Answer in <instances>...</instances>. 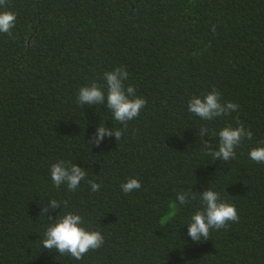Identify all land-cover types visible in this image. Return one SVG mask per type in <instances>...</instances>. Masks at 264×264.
<instances>
[{
  "label": "trees",
  "instance_id": "1",
  "mask_svg": "<svg viewBox=\"0 0 264 264\" xmlns=\"http://www.w3.org/2000/svg\"><path fill=\"white\" fill-rule=\"evenodd\" d=\"M4 10L16 22L0 33V264H264V163L248 155L264 142V0H7ZM118 66L147 103L120 141L96 146L100 123L124 125L77 93ZM213 86L240 107L202 120L187 102ZM237 120L253 139L227 162L207 155L200 129L215 150L212 133ZM58 160L86 170L76 191L52 183ZM128 177L142 187L124 193ZM209 187L239 221L193 242L199 195L180 205L177 193ZM49 199L67 201L103 245L80 260L45 249L47 216L62 211L39 217Z\"/></svg>",
  "mask_w": 264,
  "mask_h": 264
},
{
  "label": "clouds",
  "instance_id": "2",
  "mask_svg": "<svg viewBox=\"0 0 264 264\" xmlns=\"http://www.w3.org/2000/svg\"><path fill=\"white\" fill-rule=\"evenodd\" d=\"M7 0H0V7H5ZM16 14L10 10L0 11V33L11 35V30L15 26ZM213 31L215 28L213 27ZM129 74L124 66H118L111 71L103 73V84L93 81L90 85L81 86L78 90L76 102L79 105H106L112 113L113 119L124 125L123 128L113 130L105 124H99L90 144L99 146L105 137H114L120 141L123 132L127 127V122L139 116L141 110L146 106V99L136 94L133 85L125 86V81ZM239 104L226 101L222 102L221 94L213 86L212 91L203 95H193L187 102V109L190 113L198 116L202 120L211 121L216 117L228 116L239 109ZM236 127L226 125L219 130L218 148L213 149L211 143L204 139L209 137V129H200V140L206 149V154L215 160L225 162L232 160L236 156V148L243 140H252L253 132L246 129L237 120ZM249 158L256 163H264V142L255 145L249 150ZM50 178L55 187L66 185L69 191H76L81 181L85 180L87 172L76 163L58 160L50 165ZM93 192L99 191L100 185L96 182L87 181ZM142 187L137 178L128 177L126 182L120 185L124 193H131ZM201 202V207L193 212L187 224V235L193 242L208 240L210 230L225 229L230 226V222H238L239 215L234 204L222 200L217 191L210 187L203 192H179L177 201L180 205H185L189 200L197 199ZM62 211L56 214L55 218L47 216L49 221L41 238L42 246L51 251L55 250L60 255H67L76 260L83 258L91 250L99 249L104 243V237L100 231L90 230L84 226L81 215L72 211H65L68 208L67 201L49 199L40 209L39 217L46 218V214L55 212L61 208Z\"/></svg>",
  "mask_w": 264,
  "mask_h": 264
}]
</instances>
